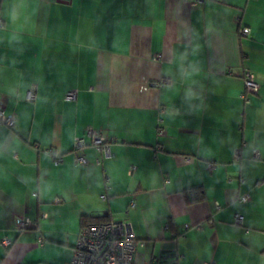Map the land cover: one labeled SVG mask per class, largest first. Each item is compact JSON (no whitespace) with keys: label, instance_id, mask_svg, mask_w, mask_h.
<instances>
[{"label":"crops","instance_id":"crops-1","mask_svg":"<svg viewBox=\"0 0 264 264\" xmlns=\"http://www.w3.org/2000/svg\"><path fill=\"white\" fill-rule=\"evenodd\" d=\"M0 108V264H68L84 215L132 264H264V0H0Z\"/></svg>","mask_w":264,"mask_h":264},{"label":"built area","instance_id":"built-area-1","mask_svg":"<svg viewBox=\"0 0 264 264\" xmlns=\"http://www.w3.org/2000/svg\"><path fill=\"white\" fill-rule=\"evenodd\" d=\"M202 2V0H196ZM249 29L244 27L241 29L242 35H248ZM243 96L258 93L259 85L255 80L254 74L249 69H244L243 75ZM168 83V80L161 79L151 83V85L160 87ZM36 88L31 86L26 92L25 99L33 102L35 99ZM76 90H69L65 93L64 99L67 101L74 100ZM16 117L14 114L6 113L0 108V125L12 127L15 123ZM158 120L156 132L161 135L162 128ZM87 136L90 138V144L103 156L109 155V144L106 139L101 136L98 131L88 129ZM87 144L83 137H76L74 140V147L80 148ZM45 152L51 156L54 165H60L62 162V155L51 148L45 149ZM238 151H235L234 158L237 159ZM76 162L84 163L85 159L81 155H77ZM98 163V161H97ZM249 194L245 193L239 197L240 202H246L249 199ZM134 205V201L130 202ZM219 208V206H216ZM234 223L241 225L243 223L242 215H236ZM29 224L28 219H20L17 222V229L25 228ZM143 243L138 242L134 235L132 224L128 220H108L103 222H88L81 226L77 242L73 248L72 256L68 264H132L137 246ZM0 245L8 247L10 241L7 238L0 240ZM43 264V263H37Z\"/></svg>","mask_w":264,"mask_h":264},{"label":"trees","instance_id":"trees-1","mask_svg":"<svg viewBox=\"0 0 264 264\" xmlns=\"http://www.w3.org/2000/svg\"><path fill=\"white\" fill-rule=\"evenodd\" d=\"M186 201L188 203L200 201L203 199V194L202 191L197 189H194L190 194L185 195ZM82 225L88 223V222H103V221H108L107 219L104 218H99V217H90L88 215H84L81 219ZM81 225V226H82Z\"/></svg>","mask_w":264,"mask_h":264}]
</instances>
